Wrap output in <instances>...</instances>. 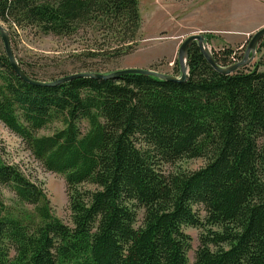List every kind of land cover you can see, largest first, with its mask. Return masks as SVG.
Masks as SVG:
<instances>
[{
  "label": "trees",
  "instance_id": "1",
  "mask_svg": "<svg viewBox=\"0 0 264 264\" xmlns=\"http://www.w3.org/2000/svg\"><path fill=\"white\" fill-rule=\"evenodd\" d=\"M0 20L58 37L100 33L104 42L75 57L86 59L80 74L102 73L89 60L133 53L141 27L138 0H0ZM213 59L224 70L242 58L229 49ZM261 67L264 56L253 70L222 74L193 43L186 82L130 74L47 88L23 82L0 53V120L65 178L73 224L54 216L44 190L0 145V188L22 206H8L0 189V264H189L185 226L218 229L201 238L194 264H264ZM55 123L62 128L39 136ZM198 158L207 163L196 172H162ZM85 183L98 189L80 192Z\"/></svg>",
  "mask_w": 264,
  "mask_h": 264
},
{
  "label": "rangeland",
  "instance_id": "2",
  "mask_svg": "<svg viewBox=\"0 0 264 264\" xmlns=\"http://www.w3.org/2000/svg\"><path fill=\"white\" fill-rule=\"evenodd\" d=\"M260 3L261 5H255L251 0H138L141 27L136 50L113 61L89 60L87 64L102 73L88 74L110 75L125 70H147L180 77L179 52L181 46L189 38L197 36L204 38L207 49L212 55L231 49L236 52L238 57L242 58L239 61H242L250 49L253 37L264 29V3ZM0 25L9 34L11 48L19 65L22 69L24 65L35 71L39 79L35 80L42 83H54L65 77L80 74L76 73L83 71L77 69L80 66L79 61L86 59L75 57L93 48L94 41L104 42L103 36L95 30L87 35L83 33L78 37L66 38L44 35L35 28L19 29L16 26L3 23L1 20ZM261 41L255 48L254 61L247 66L249 69L253 70L255 64L260 62L264 56V52L258 53ZM194 43L199 44L197 41ZM0 53L6 54L1 33ZM23 70L25 71V69ZM260 71H264V67H261ZM15 115L16 117L20 116L18 113ZM21 122L23 123V121ZM83 123L86 132L89 126L86 122ZM61 128L62 125L55 123L45 131H40L39 136H51L56 129ZM0 145L6 150V160L10 164L18 166L33 183L44 190L50 200L54 216L64 225L72 227L65 178L48 171L34 158L22 139L1 120ZM206 163L207 160L203 158L185 159L175 165H164L162 172L167 176L187 174L204 168ZM0 189L8 206L19 205L14 201L15 197L9 190ZM78 189L80 192H93L98 188L85 183ZM24 209L33 210L27 206ZM195 210L199 211L201 220L205 222L207 214L204 209L197 206ZM144 213L143 209L137 210V228L143 224ZM210 229L218 230L208 226L183 227L185 234L191 238L190 249L187 251L189 264H194L196 252L201 246V238L206 236Z\"/></svg>",
  "mask_w": 264,
  "mask_h": 264
},
{
  "label": "water",
  "instance_id": "3",
  "mask_svg": "<svg viewBox=\"0 0 264 264\" xmlns=\"http://www.w3.org/2000/svg\"><path fill=\"white\" fill-rule=\"evenodd\" d=\"M0 33L2 35V39L5 45V50H6V55L7 58L9 59V62L14 70V72L21 78L22 81L27 82L31 85L38 86V87H48V88H55L58 87L59 85L65 84L67 82H70L75 79H81V78H93V79H103V80H108V79H118L120 77H124L125 75H130V74H140L144 76H149V77H154L158 78L162 81H174V82H186L189 78V73H188V51L189 47L194 43L198 42L199 47L203 53V55L206 56L207 60L210 62V64L218 70L222 74H231L232 72L239 70L240 68L244 66H248L251 64L256 56V51L255 48L260 40L264 38V29L258 32L252 39V43L250 45V49L247 51L245 58L243 61L239 62L235 66L228 68V69H220L217 67L213 55L211 52L207 49V46L204 42V38L201 36L197 37H191L189 38L182 46L179 52V64L181 67V76L179 78L174 77V76H169V75H164L159 72L155 71H139V70H125V71H119L115 72L110 75H102V74H88V73H81V74H76L73 76H68L60 81L57 82H50V83H42L40 81H37L35 79H31L26 72L22 69V67L19 65L17 59L15 58L14 52L11 48L10 40H9V34L6 30H3V28L0 25Z\"/></svg>",
  "mask_w": 264,
  "mask_h": 264
},
{
  "label": "crops",
  "instance_id": "4",
  "mask_svg": "<svg viewBox=\"0 0 264 264\" xmlns=\"http://www.w3.org/2000/svg\"><path fill=\"white\" fill-rule=\"evenodd\" d=\"M255 5L256 4H260L261 5V3L260 2H263L264 3V1L263 0H251Z\"/></svg>",
  "mask_w": 264,
  "mask_h": 264
}]
</instances>
